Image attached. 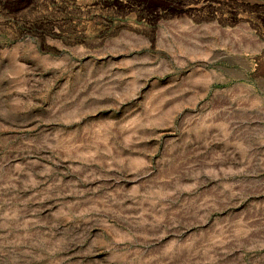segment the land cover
Listing matches in <instances>:
<instances>
[{
  "label": "rangeland",
  "instance_id": "1",
  "mask_svg": "<svg viewBox=\"0 0 264 264\" xmlns=\"http://www.w3.org/2000/svg\"><path fill=\"white\" fill-rule=\"evenodd\" d=\"M0 264H264V0H0Z\"/></svg>",
  "mask_w": 264,
  "mask_h": 264
}]
</instances>
